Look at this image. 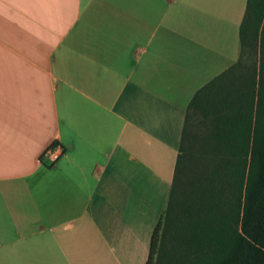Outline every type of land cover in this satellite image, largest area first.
Returning a JSON list of instances; mask_svg holds the SVG:
<instances>
[{"label":"crops","instance_id":"crops-1","mask_svg":"<svg viewBox=\"0 0 264 264\" xmlns=\"http://www.w3.org/2000/svg\"><path fill=\"white\" fill-rule=\"evenodd\" d=\"M245 7L0 0V264H146L187 105L238 60Z\"/></svg>","mask_w":264,"mask_h":264},{"label":"trees","instance_id":"trees-1","mask_svg":"<svg viewBox=\"0 0 264 264\" xmlns=\"http://www.w3.org/2000/svg\"><path fill=\"white\" fill-rule=\"evenodd\" d=\"M239 40L187 105L146 264H264V0H246Z\"/></svg>","mask_w":264,"mask_h":264},{"label":"rangeland","instance_id":"rangeland-1","mask_svg":"<svg viewBox=\"0 0 264 264\" xmlns=\"http://www.w3.org/2000/svg\"><path fill=\"white\" fill-rule=\"evenodd\" d=\"M194 22H195V29L197 32V36L200 37L201 34H204V31H201V28L204 27V29H205L206 25L208 24L206 14L200 13V12H195ZM202 22L204 23L203 25H201ZM224 25H225L224 22H220L219 26H218V30L216 31V29H214L212 36L215 37L216 35L220 34V32L222 33V26H224ZM213 28H215V26L210 27V29H213ZM205 33H206V31H205ZM252 57H253V53L251 52V49L247 48L244 52V60L248 61L249 59H252ZM160 231H161V229L158 230L157 236H159Z\"/></svg>","mask_w":264,"mask_h":264},{"label":"built area","instance_id":"built-area-1","mask_svg":"<svg viewBox=\"0 0 264 264\" xmlns=\"http://www.w3.org/2000/svg\"><path fill=\"white\" fill-rule=\"evenodd\" d=\"M62 152H63L62 148L56 144L54 147H49L45 151V154L50 155L53 160H56Z\"/></svg>","mask_w":264,"mask_h":264}]
</instances>
